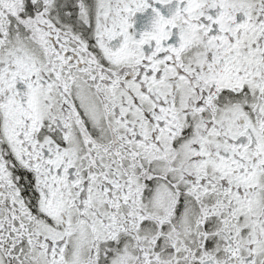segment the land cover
I'll return each instance as SVG.
<instances>
[{
	"label": "snow or ice",
	"instance_id": "1",
	"mask_svg": "<svg viewBox=\"0 0 264 264\" xmlns=\"http://www.w3.org/2000/svg\"><path fill=\"white\" fill-rule=\"evenodd\" d=\"M0 264H264V0H0Z\"/></svg>",
	"mask_w": 264,
	"mask_h": 264
}]
</instances>
